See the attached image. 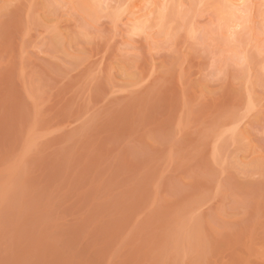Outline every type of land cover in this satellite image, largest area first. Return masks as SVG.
Here are the masks:
<instances>
[{"label":"rangeland","instance_id":"1","mask_svg":"<svg viewBox=\"0 0 264 264\" xmlns=\"http://www.w3.org/2000/svg\"><path fill=\"white\" fill-rule=\"evenodd\" d=\"M0 264H264V0H0Z\"/></svg>","mask_w":264,"mask_h":264},{"label":"bare ground","instance_id":"2","mask_svg":"<svg viewBox=\"0 0 264 264\" xmlns=\"http://www.w3.org/2000/svg\"><path fill=\"white\" fill-rule=\"evenodd\" d=\"M147 15V14H146ZM142 16V15H141ZM142 18V17H141ZM144 22V21H143ZM238 26V25H237Z\"/></svg>","mask_w":264,"mask_h":264}]
</instances>
